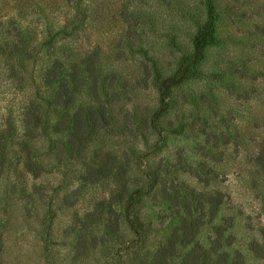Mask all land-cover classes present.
<instances>
[{
	"label": "rangeland",
	"instance_id": "374dc122",
	"mask_svg": "<svg viewBox=\"0 0 264 264\" xmlns=\"http://www.w3.org/2000/svg\"><path fill=\"white\" fill-rule=\"evenodd\" d=\"M37 2L39 17L26 0H0L1 20L21 11L23 21H36L31 45L40 47L35 61L0 52V264H152L184 217L195 223L196 237L178 246L173 264L196 243L228 252L227 264H264V0H221L222 41L208 48L201 77L173 89L157 151L148 122L159 96L141 50L172 72L196 31L184 5L204 20L201 0H81L83 25L43 46L42 30L48 21L54 31L64 24L68 6ZM69 52L115 90L97 97L109 122L100 117L105 128L93 126L78 153V139L68 145L69 132L53 128L65 108L51 106L42 114L47 123L33 121L42 96L53 99L58 88L45 86V71ZM82 87L75 108L96 94ZM179 126L181 133L168 130ZM148 171L157 178L132 218L146 224V240L127 247L136 236L125 200Z\"/></svg>",
	"mask_w": 264,
	"mask_h": 264
},
{
	"label": "trees",
	"instance_id": "16d2710c",
	"mask_svg": "<svg viewBox=\"0 0 264 264\" xmlns=\"http://www.w3.org/2000/svg\"><path fill=\"white\" fill-rule=\"evenodd\" d=\"M29 5V13L35 15L42 13L39 9L37 0H26ZM180 3L181 0H179ZM238 2L240 0H237ZM260 3V0H254ZM68 6V14L65 18L64 24H59V28L54 31L53 23L49 21L42 32L47 33L48 39L41 42V46L46 44H54V40L59 34L69 33L67 30L72 27H80L83 22V17L87 6L81 5V0H64ZM104 4V3H103ZM203 9L205 11V19L202 20L195 16V10L189 6L184 5V17L190 18L194 21L196 26L195 34L192 40V49L190 52L183 53L177 61V64L172 72L165 74L158 65L154 56L144 48L141 50L142 64L148 73V79L153 82L159 96V106L153 111L149 126L157 133V140L153 144L152 151H157L161 148L165 139L164 131L167 128L161 123L163 114L169 109V98L174 88L187 80L199 78L202 76V64L206 58L209 47L218 45L222 39L218 33V25L223 15L227 12L221 6V0H201ZM255 5V4H254ZM102 4L93 6V9L100 10ZM17 9V7H16ZM92 9V12L94 11ZM21 11H17L6 20L0 19V52L7 57L16 58L18 61L27 59V61H35L40 47L38 44L31 45L32 36L37 33L38 24L35 20H22ZM45 13V12H44ZM94 13V12H93ZM92 13V14H93ZM38 15V14H37ZM39 17V15H38ZM80 17V18H79ZM28 22L27 24H25ZM173 43L177 46L174 36H172ZM55 45V44H54ZM65 49V48H64ZM63 49V50H64ZM64 56L56 57L54 62L47 68L44 74V84L46 87L56 85L58 88L53 95V99L42 96V102L36 106V112L41 116L36 115L33 119L35 126L42 123H47L44 112L47 113L49 108L53 106L55 110L65 108V114L59 118L58 123L54 125L56 132L65 130L69 132L68 145H71L78 139L79 145L75 153L80 152L82 144L92 139L94 127L97 130L105 128L109 122L107 116L108 108L106 106H97L95 101L102 99L103 95L107 97L108 91L113 90L112 87L105 85L104 77L99 73L97 68H90L89 66L81 65L74 62L72 52L64 54ZM148 61V62H147ZM93 73V75H91ZM103 77V78H102ZM89 86L95 89L96 94H92L91 104H79L77 108L74 107L77 94L83 88L82 86ZM94 98V100H93ZM101 103V102H100ZM103 117L106 122L105 126L101 125L97 120ZM31 122V121H30ZM48 125V124H47ZM169 132L181 133L184 128L182 126L171 128L168 127ZM29 152V151H28ZM151 151L145 152L142 155L136 156L138 163ZM30 153V152H29ZM157 175L153 171L146 172V180L141 185L135 187L127 194L124 205V216L132 226L135 232V238L126 246H138L145 242L147 236V226L143 222L137 224L133 220V215L139 217L143 206V199L151 190L155 183ZM215 202V201H214ZM217 203V202H216ZM218 204V203H217ZM218 210V206L213 209L214 212ZM195 223H191L189 218L184 217L180 224L174 229V232L167 239V241L159 248L156 253L157 259L152 264H173V260L178 253V246H187L194 242L196 231L194 230ZM194 232V233H193ZM196 246L185 254L182 261L178 264H227L228 252L217 253L205 248L201 243H196Z\"/></svg>",
	"mask_w": 264,
	"mask_h": 264
}]
</instances>
